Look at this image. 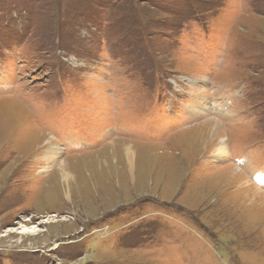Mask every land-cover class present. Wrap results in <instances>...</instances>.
<instances>
[{
  "label": "rangeland",
  "instance_id": "1",
  "mask_svg": "<svg viewBox=\"0 0 264 264\" xmlns=\"http://www.w3.org/2000/svg\"><path fill=\"white\" fill-rule=\"evenodd\" d=\"M256 189L264 0H0V264H264Z\"/></svg>",
  "mask_w": 264,
  "mask_h": 264
},
{
  "label": "bare ground",
  "instance_id": "2",
  "mask_svg": "<svg viewBox=\"0 0 264 264\" xmlns=\"http://www.w3.org/2000/svg\"><path fill=\"white\" fill-rule=\"evenodd\" d=\"M16 107H17V103H16ZM7 109V108H6ZM8 111V110H7ZM119 141V140H118ZM116 143V142H115ZM122 143H124V147H123V154H122V156L125 158V160L126 161H130V158L132 157V154H133V151H132V143L131 144H129V143H125V142H122ZM52 144V140H48L45 144H44V146L46 145V148H45V150H43V154H44V159L47 161V162H55L56 160H58V155H59V149L58 148H56V146L55 145H51ZM121 147V146H120ZM122 149V148H121ZM120 149V150H121ZM216 153H217V156H224L225 154H226V150H225V147L224 146H219L218 148H216ZM45 161V162H46ZM129 163V162H128ZM58 167L56 168V170H57V172H59V174L61 175V178H62V180L66 183V182H68V179L70 178V174L68 173V171L66 170V168H65V165H64V163H59L58 165H57ZM231 167V166H230ZM230 169V168H229ZM231 169H232V167H231ZM226 170H228V169H226L225 168V170L224 171H226ZM229 171V170H228ZM239 174V173H238ZM240 175V174H239ZM238 175V176H239ZM232 177V176H231ZM236 177V176H235ZM244 176H242V178H243ZM238 178V177H237ZM231 179V178H230ZM244 179V178H243ZM243 179H241V180H243ZM236 180V179H235ZM245 180V179H244ZM237 181V180H236ZM232 182V181H231ZM237 183V182H236ZM245 184V183H244ZM245 186H246V184H245ZM239 187V186H238ZM248 189V188H247ZM246 189V194H248V192H251V188L250 189H248L247 190ZM239 190V189H238ZM236 191V190H235ZM242 191H243V189H242ZM244 192H245V190H244ZM254 192V191H253ZM237 193V192H236ZM235 193V194H236ZM238 194H239V192H238ZM237 194V195H238ZM245 194V193H244ZM255 194L256 195H251L249 198V200L251 201V205L253 204V206L252 207H254V208H260V209H262L261 207H263L264 206V202H261V201H259V203H255L257 200H261L260 198H263V200H264V196L261 194V192L260 191H258L257 189L255 190ZM242 195V194H241ZM246 196H248V195H246ZM245 196V197H246ZM257 196H259V197H257ZM253 197V198H252ZM255 198H257V200L255 199ZM245 199V198H244ZM248 199V198H247ZM246 200V199H245ZM248 200V201H249ZM247 201V200H246ZM244 202V201H243ZM245 203V202H244ZM250 205V206H251ZM251 209H253V208H251ZM259 209V210H260ZM261 211H263V210H261ZM255 212H256V210H255ZM262 213V212H261Z\"/></svg>",
  "mask_w": 264,
  "mask_h": 264
}]
</instances>
